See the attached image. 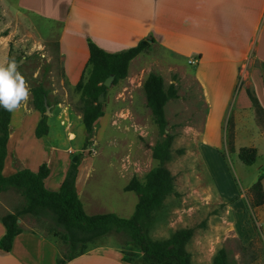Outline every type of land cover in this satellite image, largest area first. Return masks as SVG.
Instances as JSON below:
<instances>
[{
    "label": "rangeland",
    "instance_id": "obj_1",
    "mask_svg": "<svg viewBox=\"0 0 264 264\" xmlns=\"http://www.w3.org/2000/svg\"><path fill=\"white\" fill-rule=\"evenodd\" d=\"M60 31V24L35 12L21 10L16 0H0V62L14 59L30 88L27 104L11 112L12 128L17 127L22 118H27L24 128L27 146L36 149V153L41 150L51 154L63 152L69 163L80 154V164L88 162L91 166L89 180L81 195L83 204H90L98 214L114 213L121 218H129L137 204V196L133 192H125L124 187L132 177L143 182L146 174L157 166V161L152 158V147L161 136L146 105L142 88L147 76L156 74L163 80V89L166 91L173 86L177 95V98L169 99L164 107L167 132L173 135L172 157L166 167L174 179V193L168 195L161 208L144 221V231L152 241L160 242L180 230L192 229V237L185 245L191 264H212L221 248L226 250L233 264H264V203L255 206V198L248 188L256 181L260 169L264 168V157L261 156L252 166H245L237 156L232 158V153L226 150L227 140L233 133V112L227 123L222 149L225 153L220 152L229 168L228 174L216 151L202 145L207 107L202 91L204 87L201 88L194 76L197 60L194 59L193 64L188 63V58L176 60L151 44L130 62L123 78L116 83L112 81L106 88L101 102L103 116L94 125L91 145L83 150L84 133L77 131V124L84 104L75 86L67 87L60 78ZM86 39L89 38L85 36V43ZM72 43H78L80 47L79 42ZM89 69L83 68L84 82ZM254 79V74H241L231 95L242 94L245 98L254 99L250 83ZM229 81L225 78L220 85L224 88L225 82L228 85ZM39 86L46 92L45 114L36 109V88ZM207 86L211 90V83L208 82ZM227 94L228 91H225V96ZM221 110L223 108L219 107L213 117L215 121L208 140L216 146H221L223 139V123L219 122ZM33 111L47 118L56 116L63 132L56 125L52 136L55 131L57 136L47 134L38 138L36 129L39 121L35 123V117H29ZM256 116L259 122L263 120L260 112ZM242 120L239 123L236 121V147L247 145L249 137L250 120L249 123ZM199 144L210 163L213 178L225 193H232L234 184L237 195L225 197L219 192L201 161L197 151ZM81 172L82 179V176L86 177V163L82 165ZM0 202L14 210L24 204V199L21 191L6 188L0 192ZM20 223L24 229L53 237L51 226L43 220L26 217ZM54 240L59 249H63L60 239ZM117 243V238L109 235L99 239L96 246L110 245L120 250Z\"/></svg>",
    "mask_w": 264,
    "mask_h": 264
},
{
    "label": "crops",
    "instance_id": "obj_2",
    "mask_svg": "<svg viewBox=\"0 0 264 264\" xmlns=\"http://www.w3.org/2000/svg\"><path fill=\"white\" fill-rule=\"evenodd\" d=\"M16 2L21 10L35 12L40 17L61 25L58 37V54L62 63L60 78L67 87L76 85L87 62L85 36L108 53L124 51L137 46L141 41L150 40V45L157 46L176 60L196 59L194 76L201 88L204 87L202 91L207 107L202 145L210 146L216 151L219 162L228 174L229 168L220 152L225 153L222 149L225 144L227 123L233 112L235 152L232 153V158L237 156V150L240 148L235 146L236 121L239 123L242 119L248 120V123L250 120L247 145L243 147L256 148L257 157L253 164H256L261 156L264 157V0H16ZM69 39L72 42H79L81 49L78 43L74 44ZM78 58L79 62L76 61ZM245 73L256 76L250 83L252 95L263 116L260 122L249 97L245 98L242 94L231 95L239 76ZM225 78L230 80L228 85L225 82L226 89L220 85ZM218 79L220 81L215 82ZM208 82L211 83V90L208 89ZM223 90L224 93L221 94ZM225 91H228L227 96ZM219 107L223 108L219 120L221 124L223 123V139L221 146H216L208 140L215 121L213 117ZM38 114L39 112L33 111L29 117H35L33 120L37 123L41 119ZM26 120V117L22 118L20 124L12 128V117L10 119L11 130L6 144L2 175L10 176L19 168L37 172L44 164L48 170L43 180L44 187L48 191L56 192L64 181L70 163L66 161L63 152L51 154L41 150L36 153V149L27 146V133L24 130ZM47 124L48 134L52 136L54 126L58 125L57 117L47 118ZM81 126L83 127V123L80 119L77 131L84 133V127ZM58 130L63 132L64 129L58 125ZM56 133L55 131L52 137L57 136ZM200 144L197 151L219 192L225 197L237 195L234 184L233 192L225 193L223 187L215 177L213 178L210 163L200 149ZM226 150L229 151L227 144ZM84 163L87 164V172L86 177L82 176L81 179V167ZM84 163L79 164L75 180L78 197L87 215H104L96 213L97 209L90 204L85 206L81 200L91 170L90 164ZM262 170L264 168L260 169L256 180ZM262 186L264 190V179ZM250 187L251 185L248 188ZM0 205V218L15 211L7 208L2 202ZM4 233L5 228L0 220V239ZM60 256L59 245L52 237L33 229L23 228L15 237L10 252L0 250V264H57ZM122 257L121 251L116 247L97 245L65 264H130Z\"/></svg>",
    "mask_w": 264,
    "mask_h": 264
},
{
    "label": "trees",
    "instance_id": "obj_3",
    "mask_svg": "<svg viewBox=\"0 0 264 264\" xmlns=\"http://www.w3.org/2000/svg\"><path fill=\"white\" fill-rule=\"evenodd\" d=\"M86 45L88 58L85 69L90 67L89 74L84 82L83 70L75 85V90L80 94L84 104L81 113L84 127L83 150L91 145L94 125L103 116V106L98 102L99 94H104L106 90L103 82L111 75L114 76V83L123 78L130 62L149 48L150 40L141 41L133 48L116 53L102 50L90 39H86ZM142 88L146 105L161 137L152 147V158L157 161V166L146 174L143 182L132 177L124 187L125 192H133L137 196V204L129 218H121L114 213L89 216L84 212L75 187L77 169L82 160L80 154L77 155L76 163L70 162L64 181L56 192L48 191L44 187L43 180L48 172L44 164L37 172L19 168L15 173L4 177L2 169L10 134L11 112L0 107V192L6 188H14L21 191L24 199V204L20 208L0 218L5 228V233L0 239V250L10 252L15 237L23 231L19 222L30 217L47 222L52 228L53 237L59 238L62 242L63 249H60L61 256L57 264H65L86 253L96 247L99 239L109 235L117 238L122 258L130 264H191L185 245L192 237V229L180 230L169 239L160 242L152 241L144 231V221L161 208L168 195L174 193V179L166 167V163L172 157L173 135L167 132L164 107L169 99L177 98V95L173 86L165 91L162 78L153 73L147 76ZM36 89L38 95L36 109L40 114H45L46 92L40 86ZM249 98L257 113L260 112L256 101ZM48 130L47 116L42 115L36 136L38 138L47 136ZM227 145L230 153L235 152L233 133L227 140ZM237 157L244 165L250 166L256 160L257 150L254 147H240L237 150ZM262 179H264V170L249 188V192L255 198L253 203L255 206L264 203ZM212 264L233 263L226 250L221 248L214 256Z\"/></svg>",
    "mask_w": 264,
    "mask_h": 264
},
{
    "label": "clouds",
    "instance_id": "obj_4",
    "mask_svg": "<svg viewBox=\"0 0 264 264\" xmlns=\"http://www.w3.org/2000/svg\"><path fill=\"white\" fill-rule=\"evenodd\" d=\"M29 97L30 88L18 71L16 61L5 59L0 62V107L13 112L27 104Z\"/></svg>",
    "mask_w": 264,
    "mask_h": 264
},
{
    "label": "water",
    "instance_id": "obj_5",
    "mask_svg": "<svg viewBox=\"0 0 264 264\" xmlns=\"http://www.w3.org/2000/svg\"><path fill=\"white\" fill-rule=\"evenodd\" d=\"M113 79H114V76H113V75L109 76V77L106 78V80L103 82V85H104L106 88L109 87V86L111 85V82L113 81ZM102 101H103V94L101 93V94H99V96H98V102L101 103ZM46 113H47V111H46ZM71 162H72V163H76V162H77V156H74V157L72 158Z\"/></svg>",
    "mask_w": 264,
    "mask_h": 264
},
{
    "label": "built area",
    "instance_id": "obj_6",
    "mask_svg": "<svg viewBox=\"0 0 264 264\" xmlns=\"http://www.w3.org/2000/svg\"><path fill=\"white\" fill-rule=\"evenodd\" d=\"M188 63L189 64H193V63H195V60L194 59H190V60H188Z\"/></svg>",
    "mask_w": 264,
    "mask_h": 264
}]
</instances>
